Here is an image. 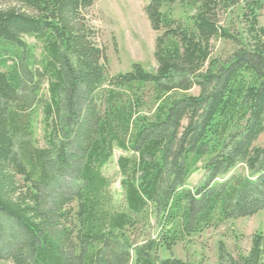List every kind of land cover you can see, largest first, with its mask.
Returning a JSON list of instances; mask_svg holds the SVG:
<instances>
[{"label":"trees","instance_id":"1","mask_svg":"<svg viewBox=\"0 0 264 264\" xmlns=\"http://www.w3.org/2000/svg\"><path fill=\"white\" fill-rule=\"evenodd\" d=\"M95 1L0 0V263L192 264L160 251L264 211V0H151L157 67L115 76ZM176 2L187 23L162 12ZM217 264H264V233L219 242Z\"/></svg>","mask_w":264,"mask_h":264},{"label":"rangeland","instance_id":"2","mask_svg":"<svg viewBox=\"0 0 264 264\" xmlns=\"http://www.w3.org/2000/svg\"><path fill=\"white\" fill-rule=\"evenodd\" d=\"M151 0H96L88 12L90 24L99 32V43L105 47L109 75L125 74L132 70L133 64H140L146 70H154L157 64L154 59L155 42L158 37L151 26L147 7ZM4 5L0 4V7ZM162 12L187 23L189 17L195 14L191 6H183L180 2L164 6ZM239 14V10L237 12ZM260 25L264 27V9L261 12ZM242 32V31H241ZM25 40L36 48V54L41 57V44L33 38ZM213 58L225 60L232 53L234 45L225 40L213 42ZM5 69L0 68V71ZM47 87V86H46ZM191 94H199L197 88ZM40 113V112H39ZM36 125V141L45 147V129L41 115ZM264 144V134L260 136L257 145ZM125 155L117 150L113 161L104 168L111 181V190L116 200H121V176L117 166V158ZM205 171L200 168L187 183L189 188H196L205 182ZM256 233H264V211L250 218H241L221 224L217 228L205 230L194 236L188 242L173 248L172 252L161 250L163 259L179 258L192 264H217L219 242L223 241L230 253H247L251 247V237ZM0 264H12L2 261Z\"/></svg>","mask_w":264,"mask_h":264}]
</instances>
